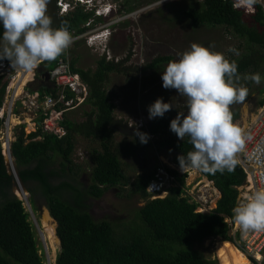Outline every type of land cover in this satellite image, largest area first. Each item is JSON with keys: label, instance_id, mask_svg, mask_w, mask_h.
I'll list each match as a JSON object with an SVG mask.
<instances>
[{"label": "trees", "instance_id": "obj_1", "mask_svg": "<svg viewBox=\"0 0 264 264\" xmlns=\"http://www.w3.org/2000/svg\"><path fill=\"white\" fill-rule=\"evenodd\" d=\"M234 2L202 0L199 8H190L182 13L193 24L221 25L240 38L243 50L229 61L237 63V73L241 78L253 73L263 77L264 10L260 3L246 11L242 6H235ZM125 3L131 10L139 2L125 0ZM92 12L75 4L61 14L57 28L67 27L72 36H77L87 28L85 23L91 19ZM93 20H106V17L97 16ZM2 33L1 23L0 36ZM70 55L71 70L77 72L88 87V95L82 104L88 107L83 111L84 119L76 121L66 117L63 121L66 133L61 137L43 134L40 130L25 134L23 125H19L10 145L20 179L37 184L28 187V202L33 213L37 210L34 195L38 190L49 214L56 221V236L60 242L53 264H219L215 258H207L192 248L191 244L208 237L232 243L240 238L242 232L236 230L231 235V227L224 218L234 220L232 210L237 206L238 186L245 181L241 165L238 164L231 173L227 170L215 174L200 171L220 193L215 206L208 212L195 211L196 204L181 195L185 174L166 165L162 166L174 177V185L168 187L164 197L152 198L147 184L156 178L160 165L135 174L131 179L126 172L129 164L121 158L135 157L142 143L135 131L131 139H115V133L126 125L122 119L116 118L114 100L117 97L106 85L111 72L121 71L119 65L123 61L115 63L100 56L95 59L93 67L84 68L76 64L77 53L72 50ZM66 56L67 51L60 57ZM167 59L169 56L166 55L156 57L147 66L153 67ZM56 60L40 64L30 84L31 89L38 88L41 92L51 89L41 74ZM8 78L9 74L0 76V106ZM247 82L250 83L249 80ZM260 92L257 106L264 102V84ZM231 111L234 121L238 117L237 108L231 106ZM169 113L149 119L144 124L142 122L135 130L147 133L149 137L158 136L157 146L172 151V162L179 164L178 157L186 156L194 148L187 136L181 140L170 130ZM77 136L97 143L90 150L89 183L81 179V165L72 159ZM147 143L151 144L149 139ZM12 179L0 151V264H45L44 253L24 201L10 193ZM127 185L144 200L135 210V219L121 222L117 226L124 229L117 231L110 221L93 219L87 209V197L99 198L109 187Z\"/></svg>", "mask_w": 264, "mask_h": 264}, {"label": "rangeland", "instance_id": "obj_2", "mask_svg": "<svg viewBox=\"0 0 264 264\" xmlns=\"http://www.w3.org/2000/svg\"><path fill=\"white\" fill-rule=\"evenodd\" d=\"M65 1L67 2V0L63 2L64 7L66 6ZM68 1L70 5L66 7V10H69L75 5L73 0ZM137 1L139 2L137 6L128 10L125 0H109L114 9L108 19L114 18L115 24L107 47L109 55H111L114 60L123 61V63L119 65L121 71L111 72L106 85L108 90L114 91L117 97L114 100L116 103V118L122 119L126 125V127H121V129L115 133L116 140L121 137L131 139L136 132L135 128L140 127V121L142 120L144 124L145 121L149 120L148 108L158 98H162L165 103L174 105L172 110L169 111V114H171L170 121L175 119L179 112L187 115L186 98L181 97L175 89H165L161 77L168 63L170 61H178L185 51L190 50L193 43L208 47L211 51L223 53L227 59L237 56L233 52L228 51L230 47L235 48L239 54L243 50L241 39L224 26L193 24L190 19L183 15L182 12L184 10L199 8L202 0H155L152 2L136 0V3ZM261 2L264 4V0H261ZM82 7L90 11L88 6ZM92 13L91 19L93 20L97 11L95 10ZM105 21L96 20L94 26L104 24ZM98 30L99 32L102 31L101 29ZM96 32V28L89 30L85 33V37L90 33ZM85 37L74 38V42L66 50V57L70 60V51L73 50L74 53L79 55L76 63L78 66L84 68L93 67L95 59L102 56L100 53L103 52L102 48L104 42H101L103 37H101L102 40L98 39L99 41L95 39L92 45L86 43ZM163 55L169 56V59L153 67L147 66L152 59ZM262 84H264V74L260 85H256L251 81L248 83L243 77L238 82V86L247 87L249 90V95L243 104L232 105V107L237 108L238 111V117L234 120V123L238 126H246L254 116L258 108L257 101L261 96L260 88ZM87 109L88 107L85 105L78 106L70 110L67 113V117L80 121L84 119L83 111ZM129 126L131 129H129ZM157 137L158 136L149 137L151 142L149 145L148 143H142L135 157L121 158L124 163L129 164L126 168V172L131 176V179L135 174L144 170H152L155 166L173 165L172 157L174 153L168 148L157 146ZM96 145L97 143L90 139H85L80 136L76 138L72 159L74 162L81 165V179L85 183L90 182V169L92 166L90 150L91 147ZM4 163L7 172L8 170L11 172L12 169H9L5 159ZM12 168H14V166ZM191 171V177L194 173H200L198 170L194 169ZM188 179H190V177H188L187 180ZM28 184L29 187H35L37 185L32 181H28ZM243 185L244 184L238 186V196L242 195L245 191ZM200 187H202V184ZM212 188V184L207 187L209 201L207 202L205 211L210 209L208 206L214 207L213 202L215 204V200L218 197V194H216ZM165 194L166 192H161L159 195L160 197H164ZM34 199L37 208L33 213L34 219L37 229H40L42 234L39 235L36 228L35 230L41 250L44 253V263L48 264V260L50 264H53L56 252L59 250V242L55 244V248L53 249L45 237L41 220L44 212L46 211L48 213V209L44 205L43 198L38 190L34 195ZM86 203L88 205L87 209L93 219H106L115 225V230L117 231L124 229L117 226L118 224L135 219V210L144 203V200L141 199L138 194L132 192L127 185L122 188H120V186L109 187L99 198L87 197ZM52 220L55 233L56 222L54 219ZM236 227L241 231L239 226ZM230 233L233 234L231 229ZM241 235H243V233H241ZM219 241L225 240H221L218 237H208L202 242L192 243L191 247L202 252L207 258H215L218 263L221 264L216 251V244ZM236 242L239 244L242 243L241 236ZM44 247L46 248V252L44 251Z\"/></svg>", "mask_w": 264, "mask_h": 264}, {"label": "clouds", "instance_id": "obj_3", "mask_svg": "<svg viewBox=\"0 0 264 264\" xmlns=\"http://www.w3.org/2000/svg\"><path fill=\"white\" fill-rule=\"evenodd\" d=\"M73 1L75 4L88 6L92 11L96 10L95 18L106 17L104 24L94 26L96 20L90 19L88 26L86 25L90 30L96 28V37L104 33L103 40L101 39L104 42L101 53L103 54L108 50V42L114 30L115 19H108L114 9L113 5L109 0ZM239 1V6L244 9H253L258 3V0ZM48 5L49 0H0V23L3 28L0 61L7 60L12 68L32 72L38 70L42 62L56 60L72 45L75 36H72L67 27L54 29L51 26L53 20L48 15ZM65 5H70L68 0ZM103 9L106 12H101ZM98 29L102 31L99 32ZM228 51L239 55L235 48L230 47ZM237 69V63L230 62L223 53L211 51L208 47L196 43H193L190 50L185 51L178 61L168 63L161 77L163 87L175 89L181 97H185L188 109L187 115L179 112L170 122V130L181 140L187 136L188 142L194 148L186 156L178 157L179 164L173 163L171 166L180 165L183 171L189 169L190 173L192 169L211 174L217 171L223 173L225 170L231 173L235 170L240 162L238 154L244 150L249 139L244 129L234 123L231 111L233 104H243L249 94L247 87L238 86L241 76L238 75ZM243 79L256 85L262 83L259 73L246 74ZM173 107V104L158 98L148 108L149 119L163 117ZM140 122L142 124V120ZM135 135L139 136L141 143H147L149 139L147 133L138 130ZM181 174H185V184L188 173L185 171ZM195 175L207 179L201 172L194 173L193 176ZM207 181L213 185L219 197L220 193L213 182L209 179ZM165 192L167 194L168 188ZM238 197L237 206L232 210L234 220L224 218L233 233L238 230L236 226H239L243 234L250 231L264 232V188L251 192L240 203ZM213 205L215 206L214 202ZM195 211L208 212L197 210V204ZM232 244L244 253V249L236 242ZM246 257L251 262L250 258ZM47 263L50 264L48 260Z\"/></svg>", "mask_w": 264, "mask_h": 264}, {"label": "built area", "instance_id": "obj_4", "mask_svg": "<svg viewBox=\"0 0 264 264\" xmlns=\"http://www.w3.org/2000/svg\"><path fill=\"white\" fill-rule=\"evenodd\" d=\"M63 2L64 0H58L61 13L66 12V6L64 7ZM258 3L264 9L261 0H258ZM240 4L239 0L234 3L235 6ZM245 10L250 11L252 9L245 7ZM86 24L88 25L89 22ZM82 35L85 37V33ZM80 36L81 34L74 38ZM85 38L86 43L92 45L96 35L90 33ZM36 70L29 72L24 82H18L17 76L20 73L26 75L27 72L12 68L7 60L0 61V76L9 74L0 106V151L4 159V153L10 152L11 142L15 138L14 130L17 126L23 125L25 134L40 130L43 134L61 137L66 133L63 121L67 117V113L81 106L88 95L86 83L77 72L71 70L67 57H58L54 65L47 70L49 78L44 81L49 84L51 88L49 91L41 92L38 88H30V84L35 79ZM41 78L43 79V75ZM241 128L244 129L249 139L246 141L244 150L238 154L239 164L246 175L243 185L245 191L238 197V203L242 202L251 192L264 188V102L258 106L254 116L246 126ZM170 167L180 174L185 171L188 173L181 195L195 202L197 210H206L209 201L207 195L209 181L198 175L191 177L189 169L183 171L180 165ZM188 177L190 179L187 180ZM174 180V177L160 165L156 178L151 179L147 184V190L154 198L173 185ZM201 184L202 187H200ZM212 189L215 192V188ZM241 239V244L236 243L238 246L242 245V249H244L245 255L250 258L251 264H264V232L250 231L241 235Z\"/></svg>", "mask_w": 264, "mask_h": 264}, {"label": "bare ground", "instance_id": "obj_5", "mask_svg": "<svg viewBox=\"0 0 264 264\" xmlns=\"http://www.w3.org/2000/svg\"><path fill=\"white\" fill-rule=\"evenodd\" d=\"M101 12H106V10L103 9V10H101ZM101 37H104V33L98 35L95 39L98 40V39H101ZM28 75H29V72H27L26 75H23V73H20L17 76V81L18 82H20V81L24 82L27 79ZM4 155H5V160L7 162L9 169L10 168L12 169L13 160L8 157L7 152H5ZM13 170H15V169L13 168ZM11 172H12V170H11ZM13 186H14L15 194L19 195V197L24 201L25 204H28V199H29L28 193L24 189L23 185L19 181L16 182V179H14ZM41 223H42V227H43L45 237L48 240L50 246L54 249L55 244L58 242V239L54 233L53 220H52V218H50V216L48 215V213L46 211L43 214V218L41 220ZM216 251H217V255L219 257L221 264H251V262L244 255V253L241 250H239L238 248H236L229 241L217 242Z\"/></svg>", "mask_w": 264, "mask_h": 264}, {"label": "water", "instance_id": "obj_6", "mask_svg": "<svg viewBox=\"0 0 264 264\" xmlns=\"http://www.w3.org/2000/svg\"><path fill=\"white\" fill-rule=\"evenodd\" d=\"M48 15H49V16L52 18V20H53V23H52L51 26H52L54 29L57 28V27L59 26V24H60V20H61V12L59 11L58 0H49V5H48ZM0 24H1V23H0ZM0 40H2V36H0ZM42 75L44 76V79H45V80H47V79L49 78V73H48L47 71H45ZM8 157H9L10 159L13 160V166H14V169H15V170H13V168H12V173L8 171V173L11 174V175H12V178H13V179H12V184H13L14 179H16V182L19 181V182L23 185V187H24V189L27 191V193L29 194V191H28V187H29V186H28V185H29V184H28V181H27V182H23V181L20 179L19 174H18V171H17V168H16V165H15V162H14V159H13V157H12V155H11V152L8 153ZM13 187H14V186H13ZM13 187L10 188V193H11L13 196H15V197L21 199V198L19 197V195L15 194ZM24 205H25V204H24ZM25 207H26V209H27V211H28V213H29L30 219L32 220V222H33L35 228L37 229L36 221H35V219H34V214H33V211H32V209H31V206H30L29 202H28V204L25 205ZM47 211H48V210H47ZM48 213H49V211H48ZM49 216L53 219V217H52L50 214H49ZM54 221H55V220H54ZM55 222H56V221H55ZM37 231H38L39 235L42 234L41 231H40V229H37ZM55 233H56V227H55ZM57 239H58V242H60L58 237H57ZM44 251L46 252V248H45V247H44ZM54 261H55V257H54Z\"/></svg>", "mask_w": 264, "mask_h": 264}, {"label": "flooded vegetation", "instance_id": "obj_7", "mask_svg": "<svg viewBox=\"0 0 264 264\" xmlns=\"http://www.w3.org/2000/svg\"><path fill=\"white\" fill-rule=\"evenodd\" d=\"M89 22V21H88ZM85 25H87L86 23H85ZM88 26V25H87ZM90 29L87 27L82 33H80L81 34V36L80 37H82L83 35L82 34H84V33H87L88 31H89ZM108 53V54H107ZM101 54V53H100ZM102 56H104V58L107 60V61H112V62H115V63H117V62H120V61H118V60H114L112 57H111V55H109V50H107L106 52H104L103 54H102ZM107 56V57H106Z\"/></svg>", "mask_w": 264, "mask_h": 264}]
</instances>
